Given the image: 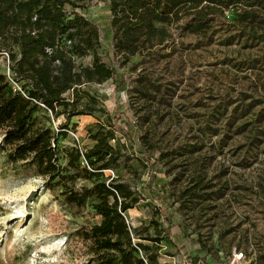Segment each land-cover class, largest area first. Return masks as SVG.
Returning a JSON list of instances; mask_svg holds the SVG:
<instances>
[{
    "label": "rangeland",
    "instance_id": "1",
    "mask_svg": "<svg viewBox=\"0 0 264 264\" xmlns=\"http://www.w3.org/2000/svg\"><path fill=\"white\" fill-rule=\"evenodd\" d=\"M72 2L98 29L97 54L116 75L80 89L70 117L55 116L67 125L61 167L81 171L68 167V152L92 149L97 130L113 124L118 159L102 179L139 198L126 217L160 264H264V11L245 25L226 11L207 33H191L184 17L163 45L126 62L114 49L109 0ZM8 65L1 55L0 72L9 75ZM83 91L102 99L92 115ZM39 122L54 127L43 112ZM61 192L35 166L12 164L0 142V264H96L84 238L101 222L93 199L79 208Z\"/></svg>",
    "mask_w": 264,
    "mask_h": 264
},
{
    "label": "trees",
    "instance_id": "2",
    "mask_svg": "<svg viewBox=\"0 0 264 264\" xmlns=\"http://www.w3.org/2000/svg\"><path fill=\"white\" fill-rule=\"evenodd\" d=\"M109 3L114 49L126 62L163 45L172 37L169 27L184 17L191 18L186 25L191 33H207L215 18L226 11L234 10L235 20L241 25L261 23L256 14L264 11V0ZM76 8L72 0H0V56L8 54L10 71L9 75L0 72V142L12 164L35 166L39 176L61 186L65 203L82 208L93 199L91 205L101 222L85 231L84 238L91 243L96 264H160L152 248L136 240L127 222L126 213L139 198L128 185L102 179L104 171L118 159L111 143L116 139L115 125L111 124L109 131L97 130L92 149L73 147L68 152V167L82 168L71 174L59 164V138L66 135L67 125L60 124L56 131L39 122L41 112L53 120L58 113L70 117L69 109L80 89L103 85L116 75L97 54L98 29ZM88 55H93L91 66L77 64ZM82 93L88 100L86 113L92 115L90 103L99 106L101 98ZM100 111L104 113L102 108ZM84 160L90 169L84 166ZM80 177L93 180V187L75 190L69 186Z\"/></svg>",
    "mask_w": 264,
    "mask_h": 264
},
{
    "label": "built area",
    "instance_id": "3",
    "mask_svg": "<svg viewBox=\"0 0 264 264\" xmlns=\"http://www.w3.org/2000/svg\"><path fill=\"white\" fill-rule=\"evenodd\" d=\"M5 56H6V58L8 59V54H6L5 53ZM104 85V84H103ZM98 86H102V85H98ZM101 102H102V99H101ZM45 109H47L48 110V112L52 115V112H51V110H49L48 108H46L44 105H42ZM53 122H54V129L56 130V131H59L58 130V127H59V123H56L54 120H53ZM74 137L76 138V139H78L77 138V135L76 134H74ZM116 142V139H114V140H112L111 141V143H115ZM81 150H82V148H81ZM82 154H83V152H82ZM83 164H84V166H86V167H88L89 169H90V167H89V165H88V163L86 162V160H84V162H83ZM106 172H108V173H110L112 176H114V172L112 171V170H105ZM127 222H128V224L130 225V222H129V220L127 219ZM131 226V225H130Z\"/></svg>",
    "mask_w": 264,
    "mask_h": 264
}]
</instances>
